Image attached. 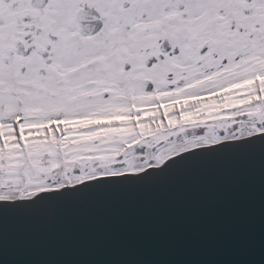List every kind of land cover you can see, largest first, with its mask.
Segmentation results:
<instances>
[{"label": "snow or ice", "instance_id": "obj_1", "mask_svg": "<svg viewBox=\"0 0 264 264\" xmlns=\"http://www.w3.org/2000/svg\"><path fill=\"white\" fill-rule=\"evenodd\" d=\"M257 144L264 0H0L5 209Z\"/></svg>", "mask_w": 264, "mask_h": 264}, {"label": "water", "instance_id": "obj_2", "mask_svg": "<svg viewBox=\"0 0 264 264\" xmlns=\"http://www.w3.org/2000/svg\"><path fill=\"white\" fill-rule=\"evenodd\" d=\"M68 192L0 205V264H264L259 144Z\"/></svg>", "mask_w": 264, "mask_h": 264}]
</instances>
